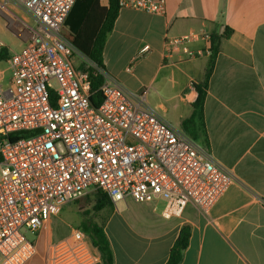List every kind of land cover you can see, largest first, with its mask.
<instances>
[{
    "label": "built area",
    "instance_id": "obj_1",
    "mask_svg": "<svg viewBox=\"0 0 264 264\" xmlns=\"http://www.w3.org/2000/svg\"><path fill=\"white\" fill-rule=\"evenodd\" d=\"M7 1L38 29L0 68V264L30 262L37 241L24 230L39 236L64 206L93 191L114 205L161 201L166 219L181 217L189 204L207 214L235 177L148 105L146 91L105 76L103 101L91 104L89 72L75 66L79 51L65 37L76 0ZM118 1L120 9L149 13H163L166 4ZM193 39L167 40L166 54L193 57ZM6 48L0 39V51ZM14 134L27 136L10 141ZM95 250L76 228L46 244V264H95Z\"/></svg>",
    "mask_w": 264,
    "mask_h": 264
},
{
    "label": "crops",
    "instance_id": "obj_2",
    "mask_svg": "<svg viewBox=\"0 0 264 264\" xmlns=\"http://www.w3.org/2000/svg\"><path fill=\"white\" fill-rule=\"evenodd\" d=\"M165 1L163 13L120 9L102 52L104 74L128 90L146 91L148 105L183 131L197 97L195 84L205 79L211 38L232 29L219 42L203 106L211 158L235 182L207 214L189 204L181 217L166 219L163 202L129 199L99 212L114 264H166L185 224L191 238L180 264H264V0ZM20 11L25 13L14 1L0 0V39L13 46L6 45L10 54L38 29L29 14L32 27L16 25ZM185 35H194V56L167 55L166 41ZM38 244L27 264H46ZM95 251V264H103Z\"/></svg>",
    "mask_w": 264,
    "mask_h": 264
},
{
    "label": "trees",
    "instance_id": "obj_3",
    "mask_svg": "<svg viewBox=\"0 0 264 264\" xmlns=\"http://www.w3.org/2000/svg\"><path fill=\"white\" fill-rule=\"evenodd\" d=\"M99 0H76L66 20L68 33L65 34L67 40L85 56L91 63L87 68L89 81L91 83V104L99 107L103 101L101 88L105 81V65L103 62V50L106 41L111 34L114 23L118 17L120 6L118 0H109L108 6H102ZM222 36H213L210 47V55L207 63L205 79L195 84L197 97L193 103V112L190 117L182 123L183 132L201 148L210 152V142L206 129L204 106L207 97L209 80L214 72L216 60L219 53V42L221 38H229L232 29H225ZM10 52L5 49L0 51V62L8 61ZM27 134H14L9 136V140L26 137ZM97 195L96 203L93 205L94 217L90 212L82 211L85 216L81 223V230L91 238L93 246L100 252L103 264H114V256L109 239L104 232L102 223L97 214L105 209H112L113 203L108 195L101 191L95 192ZM97 216V217H96ZM191 238V227L185 224L180 234L171 248L169 259L166 264H180L185 250Z\"/></svg>",
    "mask_w": 264,
    "mask_h": 264
},
{
    "label": "rangeland",
    "instance_id": "obj_4",
    "mask_svg": "<svg viewBox=\"0 0 264 264\" xmlns=\"http://www.w3.org/2000/svg\"><path fill=\"white\" fill-rule=\"evenodd\" d=\"M25 13L20 11V17L18 15H14L15 24L23 29H25L27 26H33V23L31 22V19L29 18L28 14ZM22 17L24 19H22ZM66 33H68V29L65 30V34ZM6 45L8 46L9 50L13 49V46L10 43L7 42ZM74 59L75 66H77L78 68L80 66L83 68H88L90 66L89 63L84 60V56L79 52L75 54ZM6 67L7 65L4 62H0V68L4 69ZM95 192H90L84 198L64 206L63 209H61V211L56 216L51 217L45 229V232L43 233L42 237H40V239L37 235H34L31 232L24 230L26 237L30 241H37V244L39 242V249L42 253L46 247L45 245L47 241L56 242L60 239L67 237L73 229H81L80 225L85 217L82 214V211L87 210L88 212H90L91 216H87L88 219H91L92 216L94 217L95 212L92 205L95 203V199H97V195ZM128 202L130 204H133L131 199H129Z\"/></svg>",
    "mask_w": 264,
    "mask_h": 264
}]
</instances>
